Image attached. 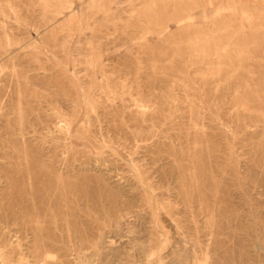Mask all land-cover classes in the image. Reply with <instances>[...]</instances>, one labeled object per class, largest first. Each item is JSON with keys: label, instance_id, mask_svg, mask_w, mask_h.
I'll list each match as a JSON object with an SVG mask.
<instances>
[{"label": "rangeland", "instance_id": "374dc122", "mask_svg": "<svg viewBox=\"0 0 264 264\" xmlns=\"http://www.w3.org/2000/svg\"><path fill=\"white\" fill-rule=\"evenodd\" d=\"M42 262L264 264V0H0V264Z\"/></svg>", "mask_w": 264, "mask_h": 264}, {"label": "bare ground", "instance_id": "6f19581e", "mask_svg": "<svg viewBox=\"0 0 264 264\" xmlns=\"http://www.w3.org/2000/svg\"><path fill=\"white\" fill-rule=\"evenodd\" d=\"M66 2H67V0H66ZM60 3V2H59ZM68 4V3H67ZM63 5V4H62ZM67 9V8H66ZM68 9H69V7H68ZM56 12V11H55ZM59 13V12H58ZM70 13V12H69ZM183 18H180V19H178V21L180 20H182ZM190 20V19H189ZM182 23H183V20H182ZM181 24V23H180ZM187 28V27H186ZM213 35V34H212ZM213 37V36H212ZM213 40V39H212ZM215 43V42H214ZM218 48V47H217ZM217 54V53H216ZM218 67V66H217ZM103 71V70H102ZM92 72V71H91ZM232 73V72H231ZM104 74V73H103ZM109 77V76H108ZM107 77V78H108ZM108 86V85H107ZM109 87H110V85H109ZM113 90V89H112ZM7 238V237H6ZM97 250V249H96ZM81 251V250H80ZM93 251H95V250H93ZM96 252V251H95ZM36 255V254H35ZM33 256H34V253H33ZM37 257V259H38V256H36ZM40 257V256H39ZM42 257V256H41ZM45 257V256H44ZM89 257V256H88ZM1 258H3V257H1ZM34 259H35V257H34ZM42 259V258H41ZM5 260V259H4ZM43 260V259H42ZM192 261V260H191ZM40 264V263H39ZM41 264H46L45 262H42ZM52 264H54V263H52ZM77 264V263H76ZM190 264V263H189ZM198 264V263H197ZM203 264V263H202Z\"/></svg>", "mask_w": 264, "mask_h": 264}]
</instances>
